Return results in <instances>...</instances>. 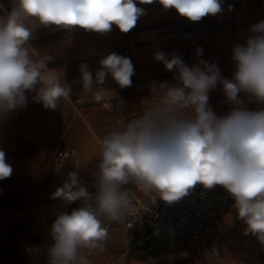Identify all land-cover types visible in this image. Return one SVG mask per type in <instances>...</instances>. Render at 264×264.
<instances>
[{
  "label": "clouds",
  "instance_id": "1",
  "mask_svg": "<svg viewBox=\"0 0 264 264\" xmlns=\"http://www.w3.org/2000/svg\"><path fill=\"white\" fill-rule=\"evenodd\" d=\"M154 2L193 22L223 11L222 0H11V10L0 15V120L26 105V92H34V102L52 110L70 98L71 86L59 70L48 67L53 57L41 56L30 44L35 27H79L104 34L115 25L127 33L145 14L137 4ZM249 32L243 44L232 48L233 79L222 77L215 63L200 60L189 66L177 53L154 54L177 74V83L152 81L143 111L122 118L121 126L100 138L95 194L80 183L76 171L52 194V199L83 204L52 223L47 264H90L92 255L105 251L110 226L127 223L134 213L136 193L123 188L130 183L149 203L158 197L167 204L180 201L197 184L206 189L222 186L246 225L244 234L264 245V108L249 110L239 98L243 92L264 104V20ZM197 52L202 55L203 50ZM99 63L95 75L86 63L80 64L79 103L109 99L108 77L122 89L132 86L130 57L112 52ZM218 84L232 105L224 116L208 103ZM11 175L0 150V180ZM221 259L215 246L206 254V264H220Z\"/></svg>",
  "mask_w": 264,
  "mask_h": 264
},
{
  "label": "rangeland",
  "instance_id": "2",
  "mask_svg": "<svg viewBox=\"0 0 264 264\" xmlns=\"http://www.w3.org/2000/svg\"><path fill=\"white\" fill-rule=\"evenodd\" d=\"M11 6V0H0V15H6ZM137 6L143 8L145 14L127 33L120 32L115 25L104 34L79 27L67 30L51 25H40L33 29L30 41L32 48L41 56L47 54L53 57L48 67L61 72L65 82L71 86V94L69 99L60 101L57 109L47 112L42 103L34 102V92H26V105L0 120V130H7L5 135L0 133V150L3 146L6 162L12 167V175L0 180V217L7 223V228L18 227L17 223L25 216L30 217L28 220L32 226V229L23 233H0V264H47L45 249L53 243L50 235L53 223L51 217L60 209L70 214L83 204L81 200L65 203L58 198L52 199V194L63 186L68 174L73 171L78 173L80 183L95 194L93 174L100 162L97 155L100 138L121 126L122 118L131 119L146 106L141 103L140 96L132 91V87L137 80L161 71L162 63L154 58L156 48L150 38L162 27L184 17L174 9L165 10L156 2L138 3ZM222 7L221 13L202 18H223V21L213 45L205 43L201 48L203 52L200 58L204 60L210 51L217 53L222 62V77L233 79L235 61L232 59V48L236 44H243L250 34L251 26L264 20V0H222ZM112 52L130 57L135 70L131 78L132 86L122 89L108 77L105 87L111 90L109 99L96 103L88 98L84 103H79L82 91L80 64L86 63L95 75L101 67L99 61ZM186 64L193 65L189 62ZM208 103L218 116L226 115L232 108L226 102L222 85L219 84L209 92ZM243 106L249 110L264 108V104L257 101ZM63 126L66 130L61 133L59 129ZM55 142L74 144L79 151L73 168H66L62 175L53 169L51 161L43 157L47 148ZM28 156H40L44 161L29 171L15 163L17 158L27 160ZM43 164L44 169L39 170ZM50 184L53 188H45ZM220 187L217 185L211 189ZM6 200L9 206L16 208L10 211L3 209L1 206L5 205ZM233 217L230 231L215 237L216 248L228 252L233 259L224 264H264V245L254 235L244 234L246 225L238 218L235 208ZM123 225L113 223L114 230L110 231V238L122 241L125 235ZM3 229H6V225H3ZM183 246L174 252L160 254L156 264H206L208 244L204 240H200L196 247L189 246L188 250L182 249ZM121 248L120 245L112 250L117 252ZM36 249H39L38 253L34 251ZM181 253H187V256Z\"/></svg>",
  "mask_w": 264,
  "mask_h": 264
},
{
  "label": "built area",
  "instance_id": "3",
  "mask_svg": "<svg viewBox=\"0 0 264 264\" xmlns=\"http://www.w3.org/2000/svg\"><path fill=\"white\" fill-rule=\"evenodd\" d=\"M222 21L223 18L201 19L198 22L187 18L177 20L162 33L157 41L158 48L164 53L178 54V45L187 43L194 46L204 35L216 32ZM169 42L173 45H169ZM207 62L215 63L220 69V61L215 55H209ZM176 75L174 71H168L164 67L159 74L136 81L133 89L140 95L142 104L147 105L151 99V82L175 84ZM241 100L244 104L255 101L246 93ZM78 154L76 146L62 144L51 147L46 158L52 162L53 169L62 175L66 168H73ZM123 188L136 193L135 208L133 215L124 224L128 234L123 238V249L109 264H126V260L133 254H140L147 264H154L160 254L174 252L180 246L197 239H204L210 252L213 246L216 248L215 237L231 229L228 220H234L231 214L234 200L223 187L206 189L197 184L187 196L172 204H167L158 197L155 203H149L131 183ZM129 223L131 226L127 227ZM218 251L222 258L221 264L228 259V253ZM89 259L90 264H95V254Z\"/></svg>",
  "mask_w": 264,
  "mask_h": 264
},
{
  "label": "crops",
  "instance_id": "4",
  "mask_svg": "<svg viewBox=\"0 0 264 264\" xmlns=\"http://www.w3.org/2000/svg\"><path fill=\"white\" fill-rule=\"evenodd\" d=\"M181 19H185V18H180V19H177V20H181ZM177 20H175V21H177ZM175 21H173L171 24H169V25H167V26H164V27H162L158 32H156L154 35H153V37L152 38H150V39H152V41H153V43H154V45H155V48H156V52L157 51H160L159 50V48H158V45H157V41H158V39L160 38V36L162 35V33L165 31V30H168L169 28H170V26L175 22ZM220 29H222V23H220V25H219V30ZM219 30H217L216 32H214V33H210V34H206V35H204L194 46H191V45H189V44H187V43H184V44H180V45H178L177 47H178V54L181 56V58L183 59V61L185 62V63H193V65L192 66H194V65H197L198 63H199V61L200 60H202L201 58H200V55H198V52H197V50L198 49H201L202 47H203V45L206 43V44H210V45H213V43H214V39L216 38V36H217V34H218V32H219ZM146 39H148L147 37H146ZM140 44H138L137 45V47L139 46ZM169 45H173L172 44V42H169ZM38 52V51H37ZM211 54H213V55H215L218 59H219V61H220V72H222V62H221V60H220V57L218 56V54L217 53H215V52H213V51H210L207 55H206V57H205V61H207V59H208V57H209V55H211ZM162 63V62H161ZM163 68H164V65H163V63H162V68H161V71L163 70ZM160 71V72H161ZM159 72V73H160ZM158 73V74H159ZM146 78H148V77H146ZM142 79H145V78H142ZM139 80H141V79H139ZM138 81V80H137ZM135 84V83H134ZM133 87H134V85H133ZM133 87H132V91L134 92V93H136L135 91H134V89H133ZM136 94H138V93H136ZM245 93H242V95L240 96V98L242 99V97H243V95H244ZM139 95V94H138ZM140 96V95H139ZM142 103V102H141ZM144 105V104H143ZM45 111H47V112H49V111H51V109H44ZM60 131H61V133H62V131H64V130H66L65 129V126H63V127H61L60 129H59ZM0 133H3L4 135L5 134H7V130L5 129V130H0ZM47 134H51L50 132H48ZM2 135V134H1ZM15 144H17V141L15 140ZM62 144H65V143H58V142H55V143H53V144H51L48 148H47V150H46V152L44 153V155H43V157H44V159L45 160H48V161H50L49 159H47L46 158V154H47V152H48V150L51 148V147H53V146H59V145H62ZM67 145V144H66ZM71 145H74V144H71ZM74 146H76V145H74ZM77 147V146H76ZM1 150H4L3 149V146L1 147ZM44 159H41L40 158V156H39V158H37V156H28V158H27V160H23V159H21V158H17V160H15V163L16 164H18L19 166H24L25 168H26V170H32L33 168H34V166L36 167V166H38V164L39 163H42L43 161H44ZM29 163V164H28ZM27 164V165H26ZM35 164V165H34ZM16 166V165H15ZM69 167V166H68ZM14 168H17V167H14ZM44 169V164H43V166H41V167H39V170H43ZM35 170H38V168L37 169H35ZM45 188H53L52 187V185L50 184V185H46V187ZM5 202V201H4ZM234 205V204H233ZM233 205H232V207H231V214L233 215V209H234V207H233ZM1 207H3V209H5V210H7V211H10L11 209H15L16 207L15 206H9V204L7 203V200H6V203H5V205L4 206H1ZM61 213H63V209L61 210H59L57 213H56V215L54 216V217H51V221L52 222H54V220L56 219V217H57V215H59V214H61ZM28 219H30V217H22V221H20V223H17L19 226L18 227H14V228H7V223L6 222H3V219L0 217V233H1V235H3V234H9L10 232L11 233H13V232H15V231H17V232H27V231H29L30 229H32V226H31V223H30V221L28 220ZM19 222V221H18ZM228 222L230 223V225H232V222H231V220H228ZM3 225H6V229H3ZM114 230V226H113V224L111 225V228L109 229V231H113ZM122 230L124 231V233H125V235L123 236V238L128 234V231L127 230H125V228H124V225H123V228H122ZM3 232H5V233H3ZM225 234V233H224ZM220 235V234H219ZM5 238H7V237H5ZM123 238H122V241H118V240H116V239H114V238H110L108 241H107V247H106V250L105 251H103V252H98V253H96L95 254V259H94V261H95V264H109V262L111 261V259L113 258V257H115V256H117L120 252H121V250L123 249ZM7 240V239H6ZM200 240H204V239H197L195 242H191V243H189V244H186L185 246H183L182 247V249H185V250H188V247L189 246H193V247H196V245L198 244V242L200 241ZM205 241V240H204ZM206 242V241H205ZM207 243V242H206ZM208 244V243H207ZM216 244V243H215ZM120 245H121V249L119 250V251H114V250H112V249H115V248H117V247H120ZM179 249H181V248H179ZM228 253V252H227ZM105 256V258H104V256ZM158 258V257H157ZM157 260V259H156ZM144 262V264H147L146 262H145V258H144V256H142V255H140V254H133L132 255V257L131 258H129V259H127L126 260V264H139L140 262ZM233 261V259L232 258H230V254L228 253V259H226V260H224L221 264H224V263H226V262H232ZM154 264H156V261L154 262Z\"/></svg>",
  "mask_w": 264,
  "mask_h": 264
},
{
  "label": "bare ground",
  "instance_id": "5",
  "mask_svg": "<svg viewBox=\"0 0 264 264\" xmlns=\"http://www.w3.org/2000/svg\"><path fill=\"white\" fill-rule=\"evenodd\" d=\"M163 260H165V258Z\"/></svg>",
  "mask_w": 264,
  "mask_h": 264
}]
</instances>
